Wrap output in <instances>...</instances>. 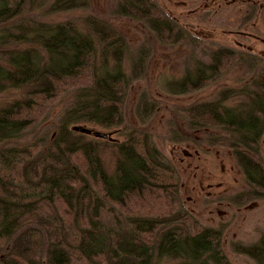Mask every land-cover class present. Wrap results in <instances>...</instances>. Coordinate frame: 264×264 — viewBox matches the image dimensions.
Listing matches in <instances>:
<instances>
[{
    "label": "trees",
    "instance_id": "obj_1",
    "mask_svg": "<svg viewBox=\"0 0 264 264\" xmlns=\"http://www.w3.org/2000/svg\"><path fill=\"white\" fill-rule=\"evenodd\" d=\"M93 5L92 0H0V91L20 93L0 102V264H264V223L248 221L258 227L253 238L231 230L232 219L223 222L217 213V219L209 216L214 223H200L199 211L180 194V170L185 174L188 164L173 162L164 150L169 144L189 151L197 165L205 149L213 163L219 160L215 151L227 148L225 154L245 164V179L263 177L256 136L264 124V102L258 91L242 103L246 118L237 123L227 117L233 111L221 95L210 93L222 71L245 60L238 54L244 49L214 45L211 62H200L195 78L187 74L180 86L151 94L191 98L175 106L183 126L160 115L165 104L142 102V117L129 126L125 99L137 70L130 77L120 67L109 73L98 65L112 45L126 49V33L111 20H133L159 47L174 45L182 33L192 47L201 43L189 22L168 15L156 0H119L111 14L103 13L108 18ZM200 11L213 18L210 10ZM250 57L256 71L262 69L258 88L264 93V57ZM224 86L222 92L236 90ZM154 113L161 130L153 131ZM74 125L112 134L95 137ZM194 190L197 199L201 193L195 185Z\"/></svg>",
    "mask_w": 264,
    "mask_h": 264
},
{
    "label": "rangeland",
    "instance_id": "obj_2",
    "mask_svg": "<svg viewBox=\"0 0 264 264\" xmlns=\"http://www.w3.org/2000/svg\"><path fill=\"white\" fill-rule=\"evenodd\" d=\"M93 6L95 7V13L98 12L99 14L106 13L111 14V10L115 9L116 5L118 4L119 0H92ZM181 1H191V0H156L157 5L160 6L162 10H164L168 15L171 14L172 16H182L184 21L186 20L191 24L190 29L194 34L197 36V40H200L199 42L201 44L198 45L197 48L192 47V41L190 36L182 33L178 35L179 37L174 38L179 39L178 42H176L174 45L171 46H158L156 43V39L153 36H150L147 34L145 28L139 26V25H133L132 21H126V19H119L116 18L112 21V24L117 28L119 26L120 29L124 33H126L127 41L126 42V49L123 50L121 48H118L116 45H112L109 51L106 53V59L102 60L99 59L98 65L101 70L107 71L109 73L113 72L117 67H120L123 69V71L127 74V76L133 77L131 72H136L137 74L134 76L132 80V86L134 90H131L129 94H127L125 103H126V114L125 119L127 121V125H136L138 115L142 117L141 112H144L139 108V102L144 103V105H162L165 104L166 107H162L159 110V113L162 117L165 119H174L177 124L180 126H183V120L179 118L180 113L178 112V109L175 108L176 105H183L184 103H189L191 98H183L182 100H173L166 97H159V98H153L151 94L156 95L159 93H167L169 89L172 88V85H178L182 83L186 79V75L188 76H195V69L198 68L200 62L202 61H208L211 62L210 53L212 51V48H214V45H222L227 46L229 48H239L241 49V46L239 47L237 44L241 43V45L244 43L246 44V47H251L250 49L253 52L260 53V50H264V10L260 9L258 10V13L252 12V14L249 16L250 20L247 22V17H245L242 13L239 12L238 8L233 7H227L223 6V8L216 7L217 5H209V1L206 0H194V2L189 4H182ZM204 1L208 2L207 5L202 6ZM176 2L178 4H176ZM201 9H208L211 12L213 11L212 19H209V15L211 13L209 12V15L206 11H200ZM215 9V10H214ZM110 12V13H109ZM97 13V14H98ZM216 13V14H215ZM106 18H108L106 16ZM183 21V22H184ZM242 23V25H241ZM193 27V28H192ZM244 32L252 33L254 36L246 37ZM228 42H223L225 39ZM263 37V38H262ZM172 39V40H174ZM224 39V40H223ZM233 41V42H232ZM172 42V41H171ZM203 46V48H202ZM238 46V47H237ZM245 47V48H246ZM247 47V48H248ZM242 48V49H245ZM195 52H191V51ZM145 52L148 53V56H145ZM144 53V54H143ZM144 56H143V55ZM250 55L245 56V60H240L238 63H236L232 69L233 74L229 76L230 83L235 82L234 78L239 77V82L236 83V87H234L236 90L234 92H222L218 91L220 86L215 89V91H212L210 93H215L220 98L221 95V102L223 105L227 106V108H232L230 114L227 115V117L230 120H233L234 123H237L239 121L244 122L245 116L243 114L246 113V111L243 110V105L246 100L251 101L252 99L251 92L252 90L258 91L257 96L264 102V93L259 91L258 88L259 82H260V76L258 75V71H262L261 68L257 69V65L251 64ZM104 64V65H103ZM259 64H263V62H259ZM252 65V66H251ZM264 65V64H263ZM251 67H255L251 68ZM157 71L161 73H157ZM223 72V71H222ZM223 74V73H222ZM226 75V74H224ZM196 77V76H195ZM194 77V78H195ZM221 78V77H220ZM223 81H221L222 84ZM220 84V85H221ZM214 86V85H213ZM217 86H214L215 88ZM244 91H241V90ZM207 90L206 88L204 89ZM202 90L201 94L198 96L195 95L193 99H198V97L202 96V94L205 92ZM218 91V92H217ZM152 92V93H151ZM155 92V93H154ZM242 94V95H239ZM19 92H11L9 94L5 90L0 91V102L5 101L12 98H17L19 96ZM208 95H205V98H207ZM245 98V99H243ZM173 100V101H172ZM253 100H257V98H254ZM138 104V107L137 104ZM192 102V101H191ZM141 103V104H142ZM169 104V105H168ZM135 106V109H134ZM168 106V107H167ZM173 108L171 109V107ZM132 109V110H131ZM135 110V111H134ZM137 110V111H136ZM136 112V113H134ZM133 114V115H132ZM158 114V113H157ZM179 114V115H178ZM254 116H258L257 112L255 110L252 113ZM250 117V120L254 122L256 120V117L254 116ZM137 116V117H136ZM226 115L222 114V117H225ZM155 119V120H154ZM153 121V131L155 130H161V127L159 129L158 118L156 113H154L153 118L151 119ZM154 126L156 128H154ZM40 130L37 131V136L39 135ZM221 133V131H219ZM206 133V141L212 142L211 139L208 138V135L211 134ZM113 137H117L119 139L123 138V133L118 134L115 133ZM216 143H214V146L217 148ZM172 146L167 144L165 146V153L172 159L175 163H184L189 161L186 153L184 150H173L171 148ZM215 148V149H216ZM220 150V149H219ZM110 151L108 149H105L102 153L103 158L106 160V163H109V168L111 169V160H110ZM215 158V156H213ZM205 160V158H204ZM201 163H199L201 166H199L198 170H194L195 174L192 175L190 172L189 167L185 171H187L185 174L180 170L179 178L181 180V198L185 200L186 204L187 202L189 205L193 207L194 210L199 211L200 216H198V219L200 223L203 225H210L211 223H214L215 221H210L209 216L211 215L213 219H217L216 211L212 208V212L209 213L208 210L203 205L201 206V199L195 197V190L191 192V189L193 185H195V189H198L200 193H204L206 191L207 187L205 185V182L216 178L215 176L219 173L218 170H215V168H211L210 166H214V163H210V166L204 167V161L201 160ZM210 169V173L206 172V169ZM184 170V169H183ZM182 172V173H181ZM193 172V171H192ZM199 174V175H198ZM188 175V176H187ZM198 175V176H197ZM194 181V182H193ZM185 189V190H184ZM189 189V192L194 194L192 195L191 199H188L187 197L190 196L186 190ZM188 191V190H187ZM196 195H199L197 193ZM187 196V197H186ZM188 205V204H187ZM191 207V209H192ZM264 209V207H263ZM193 211V210H192ZM202 211V212H201ZM251 218L250 222L252 221H258L255 222V224L259 227L257 223H260V219H264V214L260 216H255ZM249 220V219H248ZM255 224H249L246 227H241V231L243 232V235L245 237H252L253 234L256 232L254 230H257L258 227L254 226ZM264 229V225H260ZM262 229V228H261ZM240 231V235H241ZM253 238V237H252ZM229 250V248H227Z\"/></svg>",
    "mask_w": 264,
    "mask_h": 264
},
{
    "label": "flooded vegetation",
    "instance_id": "obj_3",
    "mask_svg": "<svg viewBox=\"0 0 264 264\" xmlns=\"http://www.w3.org/2000/svg\"><path fill=\"white\" fill-rule=\"evenodd\" d=\"M176 1V0H173ZM209 1V5H217L216 7L223 8V6L238 8L239 12L242 9L243 15L245 17L251 15L252 12L255 14L258 13V10L263 9L264 10V0H206ZM204 1L203 5H207L208 2ZM182 4H189L188 2H194V0L191 1H181ZM176 4H178L176 2ZM215 10V9H214ZM213 12V11H212ZM216 14V13H215ZM247 18H250L247 17ZM246 37L254 36L252 33H247ZM224 38V37H223ZM225 39V38H224ZM223 39V40H224ZM230 41V40H228ZM226 39L223 42H228ZM233 42V41H232ZM239 47L242 48L246 47V44L239 43L237 44ZM248 47V46H247ZM245 48L244 50L238 51L239 55H253L254 57L261 55L264 57V50H260V53L253 52L250 48ZM235 50H231L229 52L235 53ZM223 74L219 77L218 81L215 83H210V87L213 85L217 86L215 89H217L219 86L227 87V88H234L236 87V82H231L228 79L231 74H233V69H229L226 72H222ZM226 74V75H224ZM238 78V77H237ZM221 84V81H223ZM213 84V85H212ZM221 84V85H220ZM207 87L206 89L210 88ZM221 88V87H219ZM256 142H257V149L260 155H262L263 161L259 163L258 169H260V173L263 175V177L257 181H249L245 179V176H243V166L245 165L243 162L238 163L239 161H235L232 155H230L229 151H227L228 155L224 152L226 150H229L227 148H221L220 150H216V157L219 158L217 162H215L214 166H217L216 170H218V174L213 177V179L205 182L206 185V191L204 193H201L199 197L201 199L202 205L207 209L214 208L216 213L218 214L219 218L223 220V222L228 221L229 219H232L231 230H240L241 227L243 228L248 224V221H251L250 219L255 216H260L264 214V124L262 127H260V130H258V136H256ZM190 145V144H189ZM188 148V146H187ZM206 153L205 156L201 157V160L204 161V167L210 166L211 161L209 160V155L207 153H210V150L207 148L205 149ZM187 157L189 158L191 156V152L185 151ZM205 158V160H204ZM187 161L189 169L195 168L198 170L200 164H197L191 159H188ZM201 163V162H200ZM213 166V165H212ZM207 173H210L208 168H205ZM246 190V192H245ZM188 199H191V196L187 197ZM197 200V199H196ZM210 212V211H209ZM212 212V210H211ZM249 219V220H248ZM259 222L264 223V219H260ZM222 223V222H221ZM238 226V227H237Z\"/></svg>",
    "mask_w": 264,
    "mask_h": 264
},
{
    "label": "water",
    "instance_id": "obj_4",
    "mask_svg": "<svg viewBox=\"0 0 264 264\" xmlns=\"http://www.w3.org/2000/svg\"><path fill=\"white\" fill-rule=\"evenodd\" d=\"M74 130L82 132V133H88L89 135L95 136V137H103L107 138L110 137L112 132L111 131H102L99 129H94L91 127H86L83 125H74L72 127Z\"/></svg>",
    "mask_w": 264,
    "mask_h": 264
}]
</instances>
